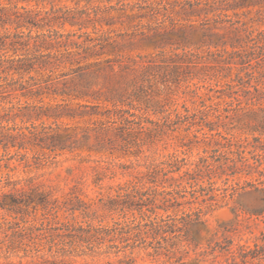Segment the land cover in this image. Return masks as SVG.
<instances>
[{"label": "trees", "instance_id": "16d2710c", "mask_svg": "<svg viewBox=\"0 0 264 264\" xmlns=\"http://www.w3.org/2000/svg\"><path fill=\"white\" fill-rule=\"evenodd\" d=\"M0 153L30 169L100 156L101 191L132 175L98 201L10 180L0 264H264V230L234 239L241 215L264 222V0H0ZM224 206L236 222L211 228ZM101 211L112 225L92 227Z\"/></svg>", "mask_w": 264, "mask_h": 264}, {"label": "rangeland", "instance_id": "374dc122", "mask_svg": "<svg viewBox=\"0 0 264 264\" xmlns=\"http://www.w3.org/2000/svg\"><path fill=\"white\" fill-rule=\"evenodd\" d=\"M68 30L70 27L67 28ZM173 152V149L168 151H160L157 154H153L155 158H159L162 154H168ZM199 151L194 152V156ZM1 156V153H0ZM82 156L88 157L86 153ZM81 156L75 155H65L59 157L57 161H53L40 168H26L24 165H20L18 161L13 159L12 161H2L0 163V194L6 191L7 188L4 187L6 183L10 180H19L28 177L35 178V182L43 183L46 188L54 190L57 196H61L64 192H68L71 188L78 185L83 188V191L88 195L87 200L95 199L98 201L101 197L100 192H108L106 188L108 185H116L118 183L124 182L132 177L130 174H122V170H117V175L113 180H107L103 182L102 191L94 185V179L96 178L97 172L96 167L104 166L105 162H98L101 157L97 155H92L89 162L81 163ZM104 161L107 157H103ZM111 160V159H110ZM7 164H10L11 169L7 168ZM257 195L256 194H246L242 198L245 204L251 205L255 203ZM206 219L208 220L211 228H216L219 223L222 222H236L237 217L232 212L230 206H224L219 208L214 212L207 214ZM78 221H82L81 218ZM239 225L237 231L234 233V239L236 243H242L253 245V240L255 237L260 236L261 231L264 230V222L261 218L249 217L248 215H241L239 217ZM113 221L105 216V212L101 211L100 218L91 221L92 227H105L111 226ZM86 225V223H83ZM137 260V264H179L178 262L169 261L164 257H154L149 256L145 252H139L134 255ZM206 261L202 264H237L236 261L232 259L227 262L225 257L219 256L214 259L213 256L208 255L205 259ZM239 263V262H238ZM69 264H118V258L114 255L112 256H82L76 257L71 260Z\"/></svg>", "mask_w": 264, "mask_h": 264}]
</instances>
